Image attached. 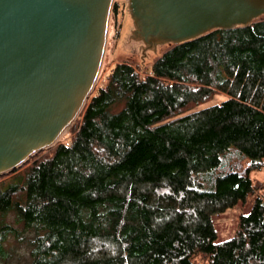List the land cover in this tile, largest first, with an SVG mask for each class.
<instances>
[{
	"label": "trees",
	"instance_id": "obj_1",
	"mask_svg": "<svg viewBox=\"0 0 264 264\" xmlns=\"http://www.w3.org/2000/svg\"><path fill=\"white\" fill-rule=\"evenodd\" d=\"M69 133L0 177V264H264V17L116 63Z\"/></svg>",
	"mask_w": 264,
	"mask_h": 264
},
{
	"label": "water",
	"instance_id": "obj_2",
	"mask_svg": "<svg viewBox=\"0 0 264 264\" xmlns=\"http://www.w3.org/2000/svg\"><path fill=\"white\" fill-rule=\"evenodd\" d=\"M124 1L143 50L249 25L264 14V0ZM112 4L0 0V175L51 148L77 119L103 62ZM124 27L125 16L120 39Z\"/></svg>",
	"mask_w": 264,
	"mask_h": 264
},
{
	"label": "rangeland",
	"instance_id": "obj_3",
	"mask_svg": "<svg viewBox=\"0 0 264 264\" xmlns=\"http://www.w3.org/2000/svg\"><path fill=\"white\" fill-rule=\"evenodd\" d=\"M125 1L124 0H113V4L111 6V14H110V27L107 36L105 53L103 62L98 74V79L95 86L91 89L87 98L83 104V107L78 115L80 116L84 106L86 105L89 98L94 95L99 87H101L106 80L107 74L110 72L113 65L122 61H130L133 63L138 71L144 74V70L151 66L153 61L167 48H169L172 44L168 41H157L155 43L154 49H142L139 45L143 43L142 40L133 39L132 31H133V18L130 16L129 12H125ZM125 16V27L124 34L120 39L123 22ZM260 17H264V14ZM257 19V18H256ZM253 19V20H256ZM252 20V21H253ZM251 21V20H250ZM249 21V22H250ZM120 40V41H119ZM119 43V44H118ZM118 46V48H117ZM224 99L223 95H218L211 103H208L204 107L211 106L213 104H217ZM77 117V119H78ZM77 119L73 122L69 130L64 133L55 144L68 139L70 137V129L76 123ZM47 147L46 150H49ZM50 148V149H51ZM44 150V151H46ZM43 151H40L41 153ZM37 155V154H36ZM6 175V174H4ZM3 175H0V177ZM252 178L254 182L261 186L264 184V169L260 172H254L252 174ZM249 205H242L239 203L234 208L228 209L226 212L218 214L214 217V224L217 229L218 239L224 240L229 239L234 236L241 214L245 213ZM16 255V253H15ZM9 264H20V262L16 259H12Z\"/></svg>",
	"mask_w": 264,
	"mask_h": 264
},
{
	"label": "bare ground",
	"instance_id": "obj_4",
	"mask_svg": "<svg viewBox=\"0 0 264 264\" xmlns=\"http://www.w3.org/2000/svg\"><path fill=\"white\" fill-rule=\"evenodd\" d=\"M97 79H98V78H97ZM96 82H97V80H96ZM95 84H96V83H95ZM76 116H77V115H76ZM76 116H75V117H76ZM74 119H75V118H74ZM74 119L72 120V122H71V123H70V125L67 127V129L65 130V132H64V133H66V132L69 130V128H70V126H71V124H72V123H73V121H74ZM64 133H63V134H64Z\"/></svg>",
	"mask_w": 264,
	"mask_h": 264
}]
</instances>
